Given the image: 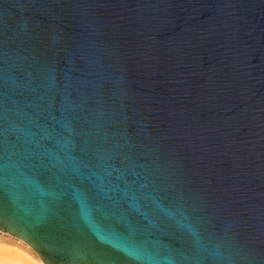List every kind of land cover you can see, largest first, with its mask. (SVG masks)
I'll return each instance as SVG.
<instances>
[{"label": "water", "instance_id": "obj_1", "mask_svg": "<svg viewBox=\"0 0 264 264\" xmlns=\"http://www.w3.org/2000/svg\"><path fill=\"white\" fill-rule=\"evenodd\" d=\"M0 231L44 264H264V0H0Z\"/></svg>", "mask_w": 264, "mask_h": 264}, {"label": "rangeland", "instance_id": "obj_2", "mask_svg": "<svg viewBox=\"0 0 264 264\" xmlns=\"http://www.w3.org/2000/svg\"><path fill=\"white\" fill-rule=\"evenodd\" d=\"M0 264H43L22 241L0 231Z\"/></svg>", "mask_w": 264, "mask_h": 264}, {"label": "bare ground", "instance_id": "obj_3", "mask_svg": "<svg viewBox=\"0 0 264 264\" xmlns=\"http://www.w3.org/2000/svg\"><path fill=\"white\" fill-rule=\"evenodd\" d=\"M41 261V260H40ZM42 262V261H41ZM43 263V262H42ZM44 264V263H43Z\"/></svg>", "mask_w": 264, "mask_h": 264}]
</instances>
